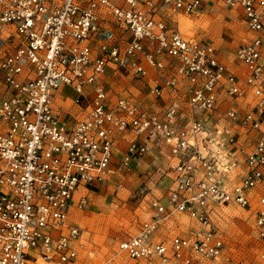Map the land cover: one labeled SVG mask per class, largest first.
I'll use <instances>...</instances> for the list:
<instances>
[{
	"label": "built area",
	"instance_id": "1",
	"mask_svg": "<svg viewBox=\"0 0 264 264\" xmlns=\"http://www.w3.org/2000/svg\"><path fill=\"white\" fill-rule=\"evenodd\" d=\"M204 1L0 0V33L11 25L19 37L16 49L0 59V264L75 262L84 247L69 212L76 191L108 183L157 148H167L177 160L173 187L165 203L150 200L151 218L119 243L120 252L161 264L218 260L226 244L211 218L216 206L228 203L249 210L253 230L264 241V0H215L240 8L250 33L235 50L245 68L242 77L219 59L212 41L167 28L163 12L198 15ZM102 11L122 23L130 39L124 46L105 40L94 55L88 41ZM140 55L157 69L163 68L162 57L173 62L171 75L148 79L147 92L159 97L166 87L173 94L183 88L190 107L225 119L220 127L230 151L211 153L206 118L192 116L182 124L176 102L162 115L126 96L108 104L100 81L107 64L147 78ZM63 85L77 92L76 104L91 96L86 117L72 124L53 107ZM219 88L236 100L251 95L250 108L220 111ZM127 131L132 137L119 149L116 135ZM248 133L251 146L238 138ZM76 204L83 207L85 195ZM174 212L195 219L203 233L151 241Z\"/></svg>",
	"mask_w": 264,
	"mask_h": 264
},
{
	"label": "rangeland",
	"instance_id": "2",
	"mask_svg": "<svg viewBox=\"0 0 264 264\" xmlns=\"http://www.w3.org/2000/svg\"><path fill=\"white\" fill-rule=\"evenodd\" d=\"M226 10L221 8L209 14L179 16L176 20L184 37L214 40L223 61L233 66V51L247 39V33L244 25L236 17L228 15ZM131 170L115 174L109 183L87 189L82 193L86 204L81 208L72 207L70 218L81 228L84 247L76 261L69 264H152L131 259L118 248L122 240L138 233L141 224L152 214L150 200L145 197L149 188L142 181L141 171ZM167 219L175 224V234L188 231L190 234L194 229L198 233L204 231L200 223L184 213L174 212ZM211 222L224 238V255L215 261L202 260L196 264H264L260 258L264 241L253 230L249 210L235 204H222L215 207ZM30 264L62 263L33 259Z\"/></svg>",
	"mask_w": 264,
	"mask_h": 264
},
{
	"label": "crops",
	"instance_id": "3",
	"mask_svg": "<svg viewBox=\"0 0 264 264\" xmlns=\"http://www.w3.org/2000/svg\"><path fill=\"white\" fill-rule=\"evenodd\" d=\"M221 8L227 9L226 11L228 12V15L236 17V19H238V21L244 25L248 38L250 36V33L247 30L240 8L231 9L217 3L215 0H205L198 15L209 14L213 11H218V9ZM162 16L164 17L167 28L172 29L176 25L178 27L179 23H177V20L179 16L184 15H175L163 12ZM96 25L97 31L92 33L90 40L88 41L94 55L99 52L100 43L105 40H107L111 44L124 46L130 39V34L126 30L125 26L122 23L115 21L104 11L101 12V17L99 18V20H97ZM206 40H210L213 42L219 59L223 61L224 59L222 53L220 52L218 46H216L214 40L207 37ZM18 44L19 37L15 33L14 28L11 25H5L0 33V59L5 57L6 55L11 54L16 49ZM240 44L235 47V50ZM235 50L233 51L232 57V61L234 60V63L232 64L233 66H229V68L234 70L240 77H242L245 72V68L242 65H239L235 60ZM161 60L163 62V68L157 69L156 67L151 66L141 55L139 56V61L142 62L141 64L147 70V78L140 77L130 68H125L117 64L108 63L105 68V72L100 76V81H102L108 89V104L110 106H113L119 96H126L132 98L133 100H137L140 105L143 106V108L162 115L165 109L171 106L172 103L176 102L179 108L177 120H180L182 124L187 125L189 123L190 117L192 116H201L204 119L206 118L205 120L207 122V128L209 129V141H212V143L208 145L210 147L211 153L217 155L220 152L230 151L233 146L230 147V145L227 144V132L220 127L221 123H223L225 119L219 118L218 113H215L211 115V117H209V115H207L206 113H201L199 109L190 107L187 102V93L184 92L183 88L179 93L173 94L170 89L166 87L159 97L153 96L147 92L148 87L146 86V82L148 81V79H157L158 77H168L169 75H171V65L173 63L172 60L168 57H162ZM26 74L27 73H25L22 77H24ZM65 89H67V93H65ZM0 92H4V83L1 77V73ZM76 97L77 92L73 87L67 85L61 86L53 97V107L55 111L59 114L61 119L70 124L79 119L85 118L89 110V99L91 96H87L79 104H76L74 102V99ZM251 102V95L247 96L245 100H236L228 95L223 89L219 88L217 90V105L219 106L220 111H225L226 109L230 108H236L239 110V112L243 113L245 110L250 108ZM217 129H220V133L217 132ZM131 137L132 133L130 131L116 135V142L119 149H122L131 139ZM252 137V133H248L246 135H238L240 142L244 143L245 141V145L249 146H251V143L249 142ZM223 148L225 149V151ZM226 155L228 156L227 153ZM176 161V158H173L171 156L167 148H157L150 150L145 156H143L139 164L133 165V169L130 168V170L132 169L133 171L134 169H139L141 171V175L143 177L142 181L146 184V187L149 188V190H147L145 194V197L149 198V200L156 198L161 200V202L163 203L166 202L168 193L173 187V180L175 178L173 166L176 164ZM83 192V189H79L76 191L69 208V212L71 211L72 207L77 208L76 202L81 197ZM149 216L150 217L147 220L151 218L150 214ZM172 222L173 221L169 219L163 220L158 229L151 236V241H168L169 238L175 234L174 229L176 228L175 224L173 225ZM194 230L195 231H193L192 233L199 232L197 231V229ZM188 233L180 235L187 236L192 234ZM148 263L161 264L157 262Z\"/></svg>",
	"mask_w": 264,
	"mask_h": 264
}]
</instances>
